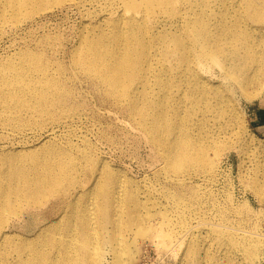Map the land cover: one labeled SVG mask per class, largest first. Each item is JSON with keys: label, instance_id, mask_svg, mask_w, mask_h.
<instances>
[{"label": "bare ground", "instance_id": "obj_1", "mask_svg": "<svg viewBox=\"0 0 264 264\" xmlns=\"http://www.w3.org/2000/svg\"><path fill=\"white\" fill-rule=\"evenodd\" d=\"M107 1L104 27L82 36L77 64L88 75L95 72L145 126L154 151L164 154L176 173L169 178L171 188L154 195L132 186L125 173L114 172L106 162L93 172L88 163L79 171L73 158L47 141L19 146L15 152H26L28 159L17 156L0 168V264H103L109 246L116 260L127 264L122 258L128 250L111 225L144 230V223L157 215L159 227L163 223L183 234L208 225L210 229L204 227L220 235L221 251L231 264L248 245L256 257L254 246L259 251L264 239L258 221L253 219L247 229L248 221L233 201L222 204L208 190L197 195L193 189L199 185H190L185 171L210 163L216 172L209 147L199 143L201 134L218 137L230 127L235 117L232 87L240 86L252 98L248 85L264 81V0ZM50 2L0 0V25ZM44 61L41 54L28 52L0 70V112L17 118L49 113V104L59 103L61 86ZM213 66L224 70L222 79L212 73ZM165 101L173 106L167 108ZM183 110L201 134L190 132L181 119ZM81 182L89 185L77 192ZM83 196L82 206L73 207ZM28 219L32 232L39 231L20 236L17 230H28ZM232 226L235 231L228 236L221 233ZM190 235L196 253L200 244Z\"/></svg>", "mask_w": 264, "mask_h": 264}, {"label": "rangeland", "instance_id": "obj_2", "mask_svg": "<svg viewBox=\"0 0 264 264\" xmlns=\"http://www.w3.org/2000/svg\"><path fill=\"white\" fill-rule=\"evenodd\" d=\"M234 5L232 2L231 6ZM107 9V0H51L33 13L23 12L16 22L9 20L0 25V70L6 64L20 62L25 53L41 54L61 86L56 95L59 103H50L49 113L34 112L15 118L9 112H0V168L5 163L12 164L17 156L28 159L26 152H15L17 147L32 148L47 141L50 148L66 158H73L79 171L88 163L93 172L100 163L106 162L114 172L125 173L132 186L155 192L154 195L168 193L169 178L176 173L164 154L154 151L145 126L131 114L125 101H120L99 81L95 72L88 75L77 64L82 36L91 35L93 28L104 27ZM211 71L219 80L224 77V70L219 66H213ZM262 83L248 85L246 91L253 95L252 98L246 97L238 85L231 88L235 117L218 137L211 133L208 137L201 134L202 129L195 127L187 110L182 111L181 119L186 121L191 133L203 136L199 143L209 147V157L215 159L214 165H217L216 172L211 170L210 163L187 168L190 185H199L193 192L201 196L208 190L215 193L222 204L233 201L240 207L239 214L247 219V229L252 228L253 219L257 220L264 235ZM165 105L171 108L173 103L165 101ZM69 174L77 175V172ZM69 174H61V180L64 182ZM88 185V182H81L77 192ZM84 198L73 207L82 206ZM157 216L144 223V230L141 226L128 227L125 223L118 228L111 225L112 233L117 231L128 250L126 258H122L127 264H231L221 251L220 235L209 230L208 225L202 224L190 231L200 244L195 253L189 245L190 232L171 231L166 226L163 228V223L159 227L161 221H157ZM26 224L28 230H17L20 236L38 233L39 229L32 232V221L28 219ZM234 231L232 226L221 233L228 236ZM254 249L256 257H251L248 245L237 255L234 264H264V239L259 251L255 246ZM103 264H122L121 259L116 260L111 246L106 248Z\"/></svg>", "mask_w": 264, "mask_h": 264}, {"label": "crops", "instance_id": "obj_3", "mask_svg": "<svg viewBox=\"0 0 264 264\" xmlns=\"http://www.w3.org/2000/svg\"><path fill=\"white\" fill-rule=\"evenodd\" d=\"M262 127H264V126H262Z\"/></svg>", "mask_w": 264, "mask_h": 264}]
</instances>
